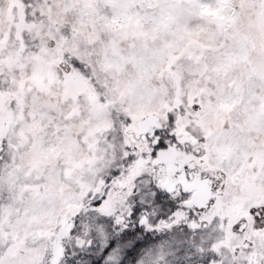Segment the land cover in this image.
I'll return each mask as SVG.
<instances>
[{
    "label": "snow or ice",
    "instance_id": "obj_1",
    "mask_svg": "<svg viewBox=\"0 0 264 264\" xmlns=\"http://www.w3.org/2000/svg\"><path fill=\"white\" fill-rule=\"evenodd\" d=\"M0 264H264V0H0Z\"/></svg>",
    "mask_w": 264,
    "mask_h": 264
}]
</instances>
